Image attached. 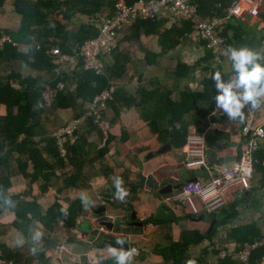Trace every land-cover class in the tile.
I'll return each instance as SVG.
<instances>
[{
    "label": "crops",
    "instance_id": "0c3cea01",
    "mask_svg": "<svg viewBox=\"0 0 264 264\" xmlns=\"http://www.w3.org/2000/svg\"><path fill=\"white\" fill-rule=\"evenodd\" d=\"M13 1L4 0L0 7V37H10L8 32L16 31L20 26V15L14 10ZM102 1L99 10L91 15L74 12L68 20L62 19L61 13L57 15V19L65 24L69 37L80 25L97 29L99 17L112 12L115 2ZM216 7L215 1L210 2L203 15L214 16L208 11ZM227 8L221 11L225 12ZM142 20L145 19L129 21L120 31L114 52L103 58V73L117 72L110 78V83L118 94L115 100L108 102L102 111L103 118L97 124L86 119L79 125L75 138L78 137L80 152L67 151V160L66 144L71 143L67 139L63 142L65 154L59 151L62 164H55L52 157L44 153L52 166L47 181L41 177L31 181L22 175L19 162L26 163L27 173L33 171L25 152L12 150L4 162H0V246L12 256L10 259L4 256L11 264H117L115 255L109 251L110 246L105 244H118L117 240H123L130 249L135 248L136 254L129 264H170L171 261L166 262L159 251L172 244L182 245L188 233L195 242L186 251L183 264H224L225 256H229L232 264H249V259L245 262L238 259L245 245H255L254 249L264 245V174L258 167H253L254 175L248 190L228 191L225 209L218 212L215 219L194 216L187 207L165 200L183 183L206 181L211 173L240 160L245 141L243 126H264V96L259 97L258 108L252 107V101L244 104L243 121L240 116L230 118L227 111L217 107L202 117L198 111L210 109L212 103L210 99L197 98V108L184 114L182 119L188 128L185 146L176 148L161 139L171 138L174 134L165 99L179 101L186 92H203L205 79H211L217 65L225 83L235 71L230 59L221 58L220 62L214 59L215 51L208 49L200 39L195 22L194 27L183 35L173 32L162 42L166 30L181 28L183 22H173L168 11L152 22L145 24ZM223 25H229L226 39H238L233 45L235 48L247 47L264 56V4L257 16L236 11L223 20ZM234 30L238 32L236 37ZM171 40H177L172 47L168 46ZM15 43L13 46L23 52L29 47ZM74 43L70 38L71 49L75 48ZM0 67V77L11 71L20 73L21 77H42L45 103L40 123L47 135L55 137V132L64 123L85 110L88 102L81 105L80 99L69 107H55L51 103L53 88L50 82L66 72L64 79L69 92H73L74 70L38 71L19 59L0 61ZM10 82L16 88L21 86L17 80ZM47 89L51 92L49 97ZM4 114L5 107L0 105V125ZM151 121L157 122L155 130L150 127ZM180 126L176 124L175 129ZM193 136L204 141L207 167L199 170L185 167L188 140ZM39 138L34 136L33 140L42 146ZM106 144L107 152L100 156L99 151ZM7 147L5 145L3 150ZM254 160V164L264 167V140L255 152ZM117 178L121 181V189L129 193L123 200L118 197ZM169 187L172 191L164 194ZM4 195L14 198L13 201L3 202ZM32 201L40 207L42 214L54 203L67 209L78 202L79 210L75 216L71 214V224L57 220L46 228L40 221L32 219L19 231L14 227L17 218L13 208L18 202ZM231 206L233 209L225 218ZM241 226H253L260 236L252 244L236 242L233 230ZM205 235L198 243L199 237ZM109 260L111 262L105 263ZM253 264H264V254Z\"/></svg>",
    "mask_w": 264,
    "mask_h": 264
},
{
    "label": "trees",
    "instance_id": "16d2710c",
    "mask_svg": "<svg viewBox=\"0 0 264 264\" xmlns=\"http://www.w3.org/2000/svg\"><path fill=\"white\" fill-rule=\"evenodd\" d=\"M126 1L129 4H134L139 0ZM195 1L202 14L203 11H207L209 3L215 1L218 7L208 11L211 15H223L224 12L221 10L226 6H231L233 3V0H194V2ZM3 3L4 0H0V7ZM102 4V0H14L13 7L20 15V26L16 31H9L8 34L13 42L27 44L29 47L26 52H23L20 51L17 46H13L11 42H4L0 47V61L19 59L35 70L44 72L53 71L59 65V62L56 57L47 52L51 47H58L62 53L74 54V50L77 49L84 39L93 37L97 34V29H93L91 26L85 28L83 25H80L75 31L70 33L71 37H69L65 24L57 19V15L61 13V18L65 20H68L74 12L91 15L98 11ZM154 20L155 19H145L142 21L146 24ZM192 27H194V21H186L183 22L181 28L166 30L162 34V42L173 32L181 36ZM228 28L229 25H224L223 27L222 33L225 37ZM236 35H238V32L234 30L233 36L236 37ZM70 38L74 39V49H71L68 44ZM235 41H238V39ZM235 41L227 38L228 47H234ZM168 43V46L172 47L177 43V40H171L168 41ZM232 67L235 71L233 62ZM73 70L75 77V90L73 92H69V86L67 85L66 79H64L66 72L50 82L53 88L51 101L53 106L69 107L76 99H80L81 105L82 103L90 102L95 95L111 85L110 78L117 73L111 71L109 75H105L104 73H95L93 70H85L83 69V62L79 57L76 60L74 68L70 71ZM214 70L220 71V66L217 65ZM11 80H17L21 86L19 88L12 86ZM59 81L62 86L58 84ZM219 91L216 90L214 80L205 79V89L203 92H186L179 101H173L170 98L165 99L164 102H166L167 109L170 111L171 115L169 123L172 127L171 129H174V134L171 138H167L168 140L162 137L161 139L166 140L176 148L185 146L188 137V128L185 122L182 121L184 114L197 108L195 106L197 98L210 99L212 103L210 109L198 111L200 116L205 117L210 110L216 107L214 97ZM43 92L44 83L40 75L35 77L31 75L21 77L20 73L11 71L5 76L0 77V105H4L5 107L3 122L0 125V162H4L12 150L19 153H27L33 171L30 174L27 173V165L22 162H19V170L25 178L31 181H35L38 177L47 181L51 176L52 166L43 156L44 153L51 156L55 164L59 163L60 165L63 160L59 155L56 138L47 135L40 123L43 104L45 103ZM117 94L118 92L115 89V97L113 100H115ZM77 117L78 116H74V118ZM86 119L88 120L87 122L93 124L98 123V121L93 120V118L89 117ZM200 121L199 119L198 122ZM156 124L157 122L155 121L150 122L152 130H155L154 126ZM176 124H181L180 128L175 129ZM76 132L77 130L75 133ZM20 135L21 137H19ZM34 136L40 137L39 141L43 143L42 146L33 140ZM107 144L99 151L100 156H104L107 152ZM5 145L8 147L7 150L4 151ZM79 148L78 137L73 139L70 145L66 144V152L68 151L69 153L74 154L80 152ZM68 152L67 155H65L67 160H69ZM253 167L260 168L264 174V167H259L256 164H254ZM13 199L5 195L2 197L3 202L6 200L8 203L9 201L12 202ZM13 209L17 218V221L14 222V227L20 231L24 225L27 226L30 224L32 219L40 221L46 228H50V224L57 220H61L67 225L71 224V220L73 219H71L72 217L70 218V216L71 214H73V216L76 215L79 210V203H72L67 209H63L59 204L54 203L43 214L40 207L34 201L29 203L18 202ZM224 209L225 207L219 212H222ZM232 209V206L227 209V216L225 218H228ZM217 214L218 212L214 214L203 212L201 215H203L204 218L208 217L210 219H215ZM190 236V233L186 234L185 242L182 245L172 244L168 248H162L163 250L159 251V254L163 255L166 262L171 261L170 264H183L186 251L189 246L195 242ZM208 236H210V234ZM233 236L238 243L248 242L252 244L260 235L255 231L253 226H241L233 230ZM205 237L206 235L200 236L197 242H201ZM1 250V256L3 258L6 257L10 259L12 257L10 254H6L2 247ZM263 254L264 245L251 251L249 264H253L255 259ZM109 262H111V260L105 263ZM222 263L232 264L233 262L230 260L229 256H225L222 259Z\"/></svg>",
    "mask_w": 264,
    "mask_h": 264
},
{
    "label": "built area",
    "instance_id": "2783aa9c",
    "mask_svg": "<svg viewBox=\"0 0 264 264\" xmlns=\"http://www.w3.org/2000/svg\"><path fill=\"white\" fill-rule=\"evenodd\" d=\"M263 8V0H234L223 15L204 16L198 5L192 0H139L129 4L126 0H115L113 10L99 17L97 34L84 39L74 54L62 53L58 47L48 50L60 63L74 68L77 58H81L83 69L93 70L95 73H103V58L110 55L118 46L120 31L131 20L156 19L165 12H169L173 22L194 21L196 31L208 49L215 51L214 59L220 62L221 58L230 59L227 39L223 35V20L229 18L236 11H242L250 16H257ZM4 42L16 43L8 35L0 37V47ZM231 60V59H230ZM236 73L232 72L227 80L234 79ZM226 82V83H227ZM62 86L61 83H59ZM115 86L110 85L105 90L87 103L85 110L77 118H72L64 123L56 132L55 138L59 151L64 155V140L73 141L74 133L79 124L90 116L95 121L103 118L102 111L109 101L115 97ZM241 89H236L240 91ZM245 137L244 149L240 160L229 167H221L214 174H210L206 181L192 180L183 183L176 191L165 198L169 204L183 205L194 216H200L203 212L214 214L225 207L226 196L229 190L238 189L245 191L250 188V180L254 175V154L261 148L264 140V126H252L245 124L242 128ZM187 160L185 167L188 170H199L207 167L204 154V141L196 136L188 140L186 151ZM255 245H245L244 250L238 255L241 262L249 259L251 250ZM0 264H11L0 254Z\"/></svg>",
    "mask_w": 264,
    "mask_h": 264
},
{
    "label": "clouds",
    "instance_id": "9594fccd",
    "mask_svg": "<svg viewBox=\"0 0 264 264\" xmlns=\"http://www.w3.org/2000/svg\"><path fill=\"white\" fill-rule=\"evenodd\" d=\"M228 52L237 75L227 83L222 79L220 71H215L211 75V79L216 81L215 87L220 89L214 99L216 107L227 111L230 118L235 119L236 116H240L243 121L244 104L252 101V107L258 108L261 103L259 97L264 96V62H262L264 56L247 47H229ZM236 89L241 90L236 91ZM120 185L121 181L117 178L118 197L123 200L129 193L121 189ZM117 243L123 245L124 241L117 240ZM109 251L115 255L117 264H129L133 255L136 254L134 249L123 251L111 246Z\"/></svg>",
    "mask_w": 264,
    "mask_h": 264
},
{
    "label": "water",
    "instance_id": "95a60500",
    "mask_svg": "<svg viewBox=\"0 0 264 264\" xmlns=\"http://www.w3.org/2000/svg\"><path fill=\"white\" fill-rule=\"evenodd\" d=\"M171 191H172V188L169 187L166 190H164L163 193L165 194V193H169ZM105 244H108V246H112V247H115L117 249L126 250V251L130 249L129 245H126V244L121 245V244H116V243H112V242H108V243H105Z\"/></svg>",
    "mask_w": 264,
    "mask_h": 264
},
{
    "label": "rangeland",
    "instance_id": "374dc122",
    "mask_svg": "<svg viewBox=\"0 0 264 264\" xmlns=\"http://www.w3.org/2000/svg\"><path fill=\"white\" fill-rule=\"evenodd\" d=\"M263 4H264V1H263ZM70 65H67L66 63H60V65L59 66H57L56 68H55V70L54 71H56V72H58L59 73V71L61 72V71H64V70H66V69H68V70H70V67H69ZM68 67V68H67ZM66 68V69H65ZM0 69H1V67H0ZM1 71V70H0ZM5 72V71H4ZM2 74V73H1ZM48 90V89H47ZM46 95H47V97H49L50 95H51V92H50V90H48L47 91V93H46Z\"/></svg>",
    "mask_w": 264,
    "mask_h": 264
}]
</instances>
